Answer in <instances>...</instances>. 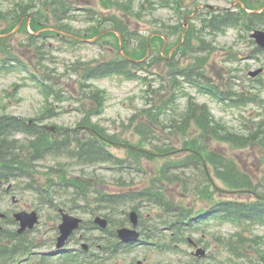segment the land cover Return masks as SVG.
<instances>
[{
    "label": "trees",
    "instance_id": "1",
    "mask_svg": "<svg viewBox=\"0 0 264 264\" xmlns=\"http://www.w3.org/2000/svg\"><path fill=\"white\" fill-rule=\"evenodd\" d=\"M51 2L52 15L57 19L56 21L70 18L72 7L68 0H51ZM31 7V5L29 7L19 5L12 11L16 20L9 21L14 23L12 27ZM8 13L10 12L7 9L2 11L0 7V21H6ZM93 18L96 23L89 29L92 36L101 31L104 22L110 21L112 27L134 37L136 44L126 45L129 47H126V52L131 58L118 54L108 60L75 65L73 71L80 76L82 88L91 87L87 81L92 79L110 75L136 78L137 72L156 70L154 65L164 67V74L158 73L163 81L159 88L152 90L154 97L149 99L150 106L141 112L143 117H133L135 123L130 125L133 127V132L141 138V143L150 146L154 154L134 149H128L125 156L115 153L111 147L115 144L119 145L123 139L116 133H109L101 124L93 121V115L99 114V109L94 107L86 110V116L79 122L77 129L58 128L55 133H51L36 122L30 123L29 120L7 115L0 116V182H15L19 185L23 183L21 187L16 184L14 186L21 191L34 192L35 196L39 197L40 204L55 205L56 193L62 190H74L79 198L88 200L91 197L95 207L87 205L90 210L104 211L110 220L111 226L104 234H93L88 237L95 247L100 244L96 252L83 258L68 255L69 260L62 259L61 263L70 261L71 264H107L115 261L123 253L132 252L133 247L119 242L115 232L117 225L128 222L127 210L124 208L131 207L141 212L143 208L148 207L145 205H152V210L160 211L158 217L164 219V214L166 215V219L162 222L151 218L140 221L141 228L147 234L144 241L155 244L154 248H158L161 252L180 251L182 242L188 243L189 236L194 231L200 232L201 235L209 233L211 226L209 222L212 220L221 223H249L242 224L243 228L251 225V222H263L264 180L255 182L235 157L219 147H212V142L227 143L238 148L251 147L260 139L264 141V125L254 123V130H250L247 135L239 134L216 121L206 103H197L192 98H188L184 110H180L179 105L176 104L180 96L181 83L187 82L198 87H203V83L209 84L210 92L217 94L219 89L209 82V76L205 73L208 61L205 53L208 52L207 46L210 43L204 38H197L199 44L193 45L191 43L193 38L188 36L170 59L163 57L157 51L153 54L154 57L140 61L147 48L148 35L136 30L131 31L128 24L119 17L105 19V16L94 15ZM259 18L260 14L245 16L243 12L225 11L214 14L201 25L205 30L215 33L222 31L228 25L241 22L250 30L256 27V24L263 22ZM47 19L49 20V17ZM35 22L34 25H37V21ZM34 37L29 36L30 42ZM154 38L158 41L160 37ZM0 46L3 47L1 50L6 52L4 42ZM6 47L8 52L0 58V72L16 66L18 61L17 53L8 45ZM184 58L192 61L183 65L181 63ZM21 64L27 66L24 62ZM35 68L37 69L32 70L31 77L43 83L42 88L46 94L60 98L62 91L57 90V84L49 85L43 81L42 74L55 80L52 72L44 67L40 60L36 61ZM257 81H262L260 87L264 89V79L260 77ZM82 94L96 101L97 106H100V90L92 87L84 90ZM227 94L225 99L232 100L238 105L261 100V93L256 91L244 93L230 90ZM162 114L166 117H161ZM84 126L91 127L93 131L85 130ZM159 128L167 129L168 133L159 134ZM18 134L22 137H16ZM155 139L162 142H155ZM171 140H178L179 144L170 142ZM48 156L66 157L69 161H73L74 165L93 167L103 164L118 169L121 173H144L145 176L137 184L134 179L129 182L124 181L127 179H122V186H126L127 183H132L134 186L119 191H106L95 182L97 180L95 176L68 174L66 164L61 161L57 165H51L45 173L46 177L40 181L36 170L38 162ZM155 158L161 159L162 163L157 167L156 172L150 175L149 169L144 167V161H152ZM240 192H248L253 196L249 200L231 197V194ZM191 196L208 200V209L196 213L194 211L198 210L195 207H188V203L180 199ZM123 213L125 215L117 217V214ZM6 220L14 223L11 217L0 219V262L3 263L9 258H19L29 251L25 249L27 246L23 240L25 235H18L15 230L6 227L4 225ZM147 222L152 224L151 228L148 227ZM161 224H164L165 230L158 227ZM201 225L204 226L200 227ZM231 242L230 239L226 245L229 246ZM237 242L238 244L231 247L232 249L239 250L245 245L244 236H241Z\"/></svg>",
    "mask_w": 264,
    "mask_h": 264
},
{
    "label": "rangeland",
    "instance_id": "2",
    "mask_svg": "<svg viewBox=\"0 0 264 264\" xmlns=\"http://www.w3.org/2000/svg\"><path fill=\"white\" fill-rule=\"evenodd\" d=\"M3 4L2 10L13 7L15 3H10L8 0H0ZM30 4L33 8L28 10L29 15L33 18L38 15H45L49 9V5L45 4V0H16ZM234 0H71L73 18L67 21L70 28L75 31L85 32L93 23V13L100 16H105V19L111 17H119L126 23H132V28L147 31H163L165 38H167L168 47H174L177 42L185 35V28L194 26V32L198 30V23L195 18L191 17L194 9L200 5H212L214 7L230 10H239L236 8L237 3L233 5ZM251 5L246 4V7H258L264 4V0H253ZM114 15V16H113ZM185 15V16H183ZM183 16V17H182ZM264 19V17H262ZM7 22H0V33L5 31H12L9 21L11 16L7 15ZM183 24V25H180ZM260 27L264 29V21L260 23ZM241 26V25H240ZM176 27V29L174 28ZM242 27V26H241ZM34 28V27H33ZM112 27L110 21L104 22L101 30H106ZM236 27H228L225 32L206 35L201 32L200 36L204 37L211 43L212 51L208 55V64L206 73L209 76L210 82L219 84V87L227 90H238L260 92L261 100L253 103L248 102L244 106H236L233 103L228 104V101L218 102L215 98L204 95L196 91L193 87L184 85L185 89L191 93L199 103H208L215 120L221 121L228 128L238 131L240 133H249V126H255L253 123H262L264 125V89L260 87L262 81H252L250 72L259 68L264 69V54H257L253 50L251 44L250 34L242 32ZM39 27L32 31L36 32ZM176 31L175 33H172ZM33 40L32 45H29V38L23 32L15 34L9 40L14 52L29 63H35L38 59L41 60L42 65L46 66L52 72V77L55 80L47 79L49 84H57V90H62L63 96L69 97L66 100L58 101L56 97L47 98L41 92V88L36 85L29 78V70L19 66L14 70L4 71L0 73V116L7 115L12 117L32 120L38 125H50L55 127H75L78 122L83 120L86 116V109L90 107L99 109V114L93 116V121L101 124L109 131V133H116L121 139H125L132 144H141L140 137L132 131L131 119L138 114L146 105L147 98L151 97L150 87L158 86L161 82L158 74L146 73L149 78L151 86H147L143 80H128L121 76H110L94 81L96 87L101 89L100 106H97L96 101L86 98L82 92L88 88H82L80 84V76L74 71L73 67L81 66V63H92L94 61H101L103 59H111L117 56L119 52V43L117 37L111 34H105L96 40V43H82L73 44L62 42L60 38L53 36V34L42 32ZM127 34V33H126ZM241 35V36H240ZM128 37V36H126ZM40 38V39H38ZM10 39V38H9ZM38 39V40H37ZM131 39V38H130ZM7 40V39H6ZM6 40H0V45ZM134 40V39H133ZM135 41V40H134ZM250 41V42H249ZM122 48L124 46V39L121 38ZM193 44L197 43L195 40ZM35 44V46L33 45ZM162 44L155 43L154 50H160ZM0 46V58L6 54ZM230 55H237V59L229 58ZM250 55L257 58L250 57ZM259 57H261L259 59ZM162 71V70H158ZM144 72V71H143ZM213 77V78H212ZM264 79V71H263ZM252 78V79H251ZM250 92V93H251ZM82 97L81 101L77 100L78 96ZM186 98H181L178 101L181 108L185 105ZM85 106L82 110L81 108ZM85 109V110H84ZM246 129V131H245ZM164 131H168L163 129ZM16 137L21 138L18 134ZM213 146L220 147L222 150L235 155L240 165L247 170L255 181L264 180V150L257 147H250L246 149H232L228 144L213 143ZM117 153L122 156L126 155L125 148L113 147ZM55 163L54 157L48 158L38 166V175L44 177L49 165ZM160 160H145V166L151 173L158 167ZM75 174L81 172H89L104 183L109 185L110 189H120L122 186V179L131 178L136 183L141 182L143 176L137 174H126L122 178L118 170L109 169L105 167H98L96 169L86 168L74 165L72 170ZM82 169V170H81ZM87 169V170H85ZM145 175V174H143ZM125 181V180H124ZM9 186V185H8ZM7 184L0 183V213L16 212L20 210H35L33 201L28 196L21 195L18 190L12 188L11 193L5 192L4 188ZM249 198V193L231 194V197ZM63 199H72L71 196H63ZM189 206L195 205L194 197L180 198ZM198 204V205H200ZM207 203L204 204L206 206ZM152 205L143 209L144 216L151 219H158L162 222L164 219L158 217L159 210H152ZM76 216L84 219L93 215L85 213L82 206H76L74 209H68ZM153 211V212H152ZM152 214H146L151 213ZM41 222L31 234V237L37 240L45 237L54 236L55 232L53 225H57L60 218H55L54 211L46 206L39 210ZM163 224L158 227H162ZM10 227H15L12 224ZM17 227V226H16ZM211 231L207 234L201 235L200 232L193 234V239H208L203 241L200 246L206 249L209 254L210 264H264V224L252 226L241 229L239 225L234 223H217L212 222ZM57 234H55L56 236ZM76 234L74 243L77 244ZM244 236L245 246L240 250H234L238 244L237 240ZM232 240L229 246L227 241ZM250 246L248 247L247 244ZM51 245L44 244L45 249L51 248ZM180 252H159L154 248H141L138 246L132 254L123 255L121 258L129 257L135 258L137 262L144 264H179L185 259L191 257L190 255L195 251L190 243L184 245ZM251 257L247 260H239L236 255ZM187 257V258H186ZM208 260V259H207Z\"/></svg>",
    "mask_w": 264,
    "mask_h": 264
},
{
    "label": "water",
    "instance_id": "3",
    "mask_svg": "<svg viewBox=\"0 0 264 264\" xmlns=\"http://www.w3.org/2000/svg\"><path fill=\"white\" fill-rule=\"evenodd\" d=\"M252 36L256 38L257 42L261 46L264 47V31L258 30L255 33H253ZM15 217L17 218V220L20 221L21 224L20 231L25 230L27 227L29 228L34 227L35 223L38 221V216L35 211L19 212L16 213ZM131 220L133 222L134 227H136L138 224V219L135 213H132ZM79 222H80L79 218L71 216L68 213H63V222L59 226L61 235L58 238V243H57L58 247H62L65 245L67 238L70 236L73 230L79 226ZM101 223L104 226L106 224V220H101ZM118 233L119 236L125 241L134 240L139 236V233L135 229H131L127 227L119 229ZM197 253L198 254L204 253V251L199 249Z\"/></svg>",
    "mask_w": 264,
    "mask_h": 264
},
{
    "label": "flooded vegetation",
    "instance_id": "4",
    "mask_svg": "<svg viewBox=\"0 0 264 264\" xmlns=\"http://www.w3.org/2000/svg\"><path fill=\"white\" fill-rule=\"evenodd\" d=\"M239 1L243 2L244 0H243V1H242V0H234V1H233V4L239 3ZM244 2H245V1H244ZM238 5H239V4H238Z\"/></svg>",
    "mask_w": 264,
    "mask_h": 264
}]
</instances>
